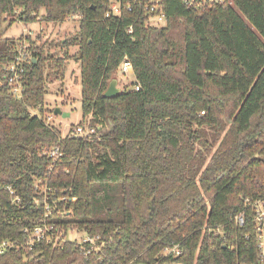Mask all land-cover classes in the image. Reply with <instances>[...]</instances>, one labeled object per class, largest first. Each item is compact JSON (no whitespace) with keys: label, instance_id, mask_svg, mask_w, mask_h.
Listing matches in <instances>:
<instances>
[{"label":"trees","instance_id":"trees-1","mask_svg":"<svg viewBox=\"0 0 264 264\" xmlns=\"http://www.w3.org/2000/svg\"><path fill=\"white\" fill-rule=\"evenodd\" d=\"M107 7L0 0V243L12 244L0 264H257L244 200L264 197V0L199 12L163 0L162 28H145L135 9L105 18ZM75 16L76 32L59 41L64 57L26 26L5 37L18 22ZM23 47L17 98L8 67ZM124 56L133 79L106 98ZM70 57L79 62L82 117L99 139L71 136L75 125L61 138L29 113H53L43 107L46 85L52 77L63 87ZM54 146L63 153L56 162L42 153ZM39 179L56 191L47 200L54 235L35 241L46 212ZM174 246L179 254L166 252Z\"/></svg>","mask_w":264,"mask_h":264},{"label":"built area","instance_id":"built-area-1","mask_svg":"<svg viewBox=\"0 0 264 264\" xmlns=\"http://www.w3.org/2000/svg\"><path fill=\"white\" fill-rule=\"evenodd\" d=\"M183 4L195 11H202L205 9L213 8V7H223L225 6L226 0H181ZM163 0H108V7L105 12V18L109 17H119L122 13L127 11H132L135 9L139 14L142 15L144 21L145 28H162L166 25V15L163 11ZM77 17V16H75ZM71 18H68L69 20ZM23 32H26V27H23ZM128 33L132 32V27L127 29ZM27 58V54L25 53V48H21L17 51V56L13 64L8 67V70L13 73V75L9 78V86L11 88L12 93L17 98H22L24 93V86L21 81V73L23 72V63ZM120 73V78L131 79L133 77V66L130 59L127 56H124L120 61L117 67V73ZM133 79V78H132ZM135 90H139V86H135ZM40 107L31 108L29 113L31 116L38 117L40 119H44V123L46 125H52L54 122V114H46L44 118L40 116ZM70 131V127L68 132ZM71 136L82 139H91L96 138L99 139V134L97 129L94 126H90L89 124L81 123L76 124L75 127L69 132ZM64 136H62L63 138ZM43 155L47 156L53 162H56L60 158H62L63 153L58 146H54L51 148H45L42 151ZM39 184H42L43 193L45 194L43 198V203L45 206V214L43 215L40 224L36 225L31 231L30 237L31 240L40 241L49 239V235L53 234V225L50 221V205L47 203L48 198L50 196H54V190H51L47 187V180H38ZM38 184H36V187ZM61 201L65 200V197L60 198ZM70 200H75V198H70ZM246 206H248L252 211V231L254 234V241L257 251V264H264V197L249 199L246 198L244 200ZM245 222V216L243 213H239L234 217V223L237 226H243ZM27 231V230H24ZM249 239V236L246 237ZM10 244L7 241H3L0 243V252H3L6 248L10 247ZM230 249H234V247H230ZM166 252L179 254L177 251V247L174 246L171 249H166Z\"/></svg>","mask_w":264,"mask_h":264},{"label":"rangeland","instance_id":"rangeland-1","mask_svg":"<svg viewBox=\"0 0 264 264\" xmlns=\"http://www.w3.org/2000/svg\"><path fill=\"white\" fill-rule=\"evenodd\" d=\"M33 32V35L41 33V41L45 42V50L49 54H54L56 57H64L59 41L76 32L78 27L77 17H73L61 24L46 23L39 17V20L33 24L15 23L5 32V37H18L23 33V27ZM42 29L39 31V28ZM77 50L76 46H71L69 49L70 55H73ZM65 74L63 80V87H58V81L51 77L46 85V94L43 103L44 109L54 110L55 107H60L62 111L68 112V118H62L58 115L54 116V126L60 131V137L67 135L69 127L76 124H90V117L83 119L81 110V85L79 82V62L76 58L70 57L65 59ZM120 73H116L117 88L121 91L124 84H128L131 79L120 78ZM107 129V128H106ZM104 129V130H106ZM81 233L71 231L68 233L69 239L81 240ZM138 264V263H135ZM181 264V263H176Z\"/></svg>","mask_w":264,"mask_h":264},{"label":"water","instance_id":"water-1","mask_svg":"<svg viewBox=\"0 0 264 264\" xmlns=\"http://www.w3.org/2000/svg\"><path fill=\"white\" fill-rule=\"evenodd\" d=\"M116 85H117V80L113 79L110 82L107 90L104 92L103 96L106 98H113L116 95H118L120 93V90H119V88H117ZM53 114L61 116L62 118H68L69 117V113L62 111V109L58 106L54 108Z\"/></svg>","mask_w":264,"mask_h":264}]
</instances>
